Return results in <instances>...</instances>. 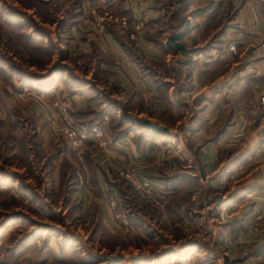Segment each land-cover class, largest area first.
Instances as JSON below:
<instances>
[{
  "label": "crops",
  "instance_id": "crops-1",
  "mask_svg": "<svg viewBox=\"0 0 264 264\" xmlns=\"http://www.w3.org/2000/svg\"><path fill=\"white\" fill-rule=\"evenodd\" d=\"M64 2L69 4L71 0ZM92 9L98 13L99 10H109L124 15L129 25L139 24L140 28L135 31L138 53L128 48V42L132 43L127 38L130 27L122 29L113 21L103 20V17L96 19L98 15L94 17ZM185 16L190 20L191 27L181 40L187 47L193 48L188 55H182L175 48L165 47L163 42L168 32H160L161 26L166 24L170 29H178ZM168 18L172 22H167ZM217 31V42L200 49ZM238 36H241V40L236 43L234 50H229L228 43ZM62 43V61L69 71L61 70L48 91H26V84L30 87L35 85L33 77L30 83L13 79V87L15 91L31 94L28 97L33 102L30 106H35L26 115L37 125L36 137L41 149L45 150L49 143L52 145L53 135L43 123L46 116L55 110L54 101L67 104L82 125L88 121L102 122L106 145L98 150L99 155H95L101 167L93 165L89 177L84 176L82 182L93 186L85 194L92 202H99V207L97 213L93 211L85 220L93 221L103 233L117 235L119 231L125 230L127 235L130 232L139 235L142 232L135 231L139 230L135 226L146 228L142 223L144 214L135 210L123 216H115L116 212L123 211L122 201L129 197L128 193L119 189V181L108 179L103 162L115 166L119 163L125 165L140 177L147 190L158 200H164L167 195L168 199L177 202V196L184 192L183 184L189 186L192 181L186 178H166L159 163L164 161L169 169L184 168L189 165L181 164L184 161L182 155L192 163L196 161L195 150L204 163L205 174L200 175V179L211 181L213 178H209L226 174L224 171L231 173L236 164L242 166V186L238 191L242 190V195L246 197L242 200V213L223 221V243L227 250L232 251L242 242V260H236L234 264H264V110L257 102L256 91L264 82V0H79V12L70 22ZM175 51L183 56L181 66L189 68L187 73L193 82V86L183 88L193 90L192 96L199 98L195 106L199 109L201 107L204 121L199 125L192 118L191 124L184 129L193 131L189 139L190 146L177 150L170 143H176L180 135H176L170 127L181 118H177L161 134L145 130L143 125L137 129L121 131L129 123L124 120L125 116L135 113L150 119L156 118L158 109L165 105L167 97L173 101L169 86L164 84L166 74H162L160 79L156 72L166 67L169 57ZM152 66H156V70ZM236 86L234 94L233 88ZM58 92L61 94L55 100L39 103L47 93L53 98ZM238 94L242 97V104L237 101L242 109L232 112L225 127H219L220 133L204 134L202 130L205 126L219 124L222 113L235 101L231 96L239 98ZM14 100L12 103V97L4 98L2 107L11 111L15 107L20 109L16 103L20 99L15 96ZM174 103L178 102L175 100ZM114 110H119V113L114 114ZM117 120L122 123L115 127ZM219 155L222 156L218 159ZM54 168L51 169L53 174ZM79 184L81 180L78 179L76 187L81 192ZM167 207L170 209V206ZM156 209L159 213L158 221L166 225L170 213L165 215L160 207ZM172 210L174 214L178 213L177 208ZM148 233L151 234L150 231ZM180 238L175 237L182 241L183 237ZM115 244L119 243L116 241ZM161 244V250L169 249L166 240ZM125 245L128 247L129 242H125ZM132 256L135 260L133 264L138 260L141 263L137 264H172L174 257L165 255L159 260L155 256L141 260L139 255ZM185 264H191V261Z\"/></svg>",
  "mask_w": 264,
  "mask_h": 264
},
{
  "label": "rangeland",
  "instance_id": "rangeland-1",
  "mask_svg": "<svg viewBox=\"0 0 264 264\" xmlns=\"http://www.w3.org/2000/svg\"><path fill=\"white\" fill-rule=\"evenodd\" d=\"M43 1L52 4L50 8L53 9L56 16L54 23L42 21L32 8L22 6L17 0H0V65L3 67L0 68V264L104 263L101 258H98L99 261L94 263H87V259L84 261L79 258L88 253L113 256L120 253V258L109 264H133L135 260L132 255H139L137 257H141V260L160 255H174L172 264H185L186 261H191V264H210L213 258H219L221 264H234L236 260H242V242L236 245L232 251L227 250L223 243L225 228L223 221L242 213V200L246 197L242 195V190L238 191L242 186V166L236 164L231 173L224 171L226 174H220L216 178L211 177L209 178H213L211 181L207 178L200 179V175L205 174L204 163L195 150L197 157L194 155L196 161L192 163L186 161L182 155L184 161L181 164L189 165L184 168L172 167L169 169L164 161L159 163L166 178H183L184 180L186 178L187 181H192L189 182V186L183 184L184 192L177 196V202L168 199L167 195L164 200L162 198V200H158L146 187V190L134 188L124 174L136 175V173L121 163L115 166L110 162L107 164L103 162L108 179L119 181L121 185L119 189L128 193L129 198L122 201L123 211L120 213L125 215L126 212L129 214L136 210L138 213L144 214L142 223L146 228L141 229L140 225L135 226L139 229L135 231L142 232L139 235L132 232L127 235L125 230L119 231L117 235L110 234V232L103 233L97 229L93 221L85 220V217L93 211L98 212L99 202L95 203L91 198L88 199V195L86 196L85 193L87 190L93 189V186L90 183L88 185V183L82 182L93 165L96 168L101 167L95 155L100 154L98 150L102 147H98L95 141L90 138L92 141L85 139L79 149L71 150L65 138L53 135L51 144L55 147L52 145L51 147L49 143L48 146L45 145V150L41 149L36 137L35 127L37 125L26 115L30 109L34 110L35 106H30L33 103L28 98L31 94L30 92L23 94L19 90L15 91L13 87L15 85L13 79L16 81L18 76L16 75L17 70L27 71V77L32 78L36 74L46 72L45 70L52 64L57 63V69H65V63L62 61V55H64L62 40L66 31L59 30L57 21L62 20L64 23H68L71 10L69 4L64 0ZM8 6L19 12L18 15L28 17H24L26 26L3 22L9 18L7 16ZM91 12L94 17L98 15L95 17L96 19L103 17V20L113 21L119 28L130 27L127 38L132 40V43L128 42V48L132 49L134 53H138L135 31L140 28L139 24L129 25V21L124 15L112 13L109 10L102 12L99 10L98 13L92 9ZM104 12L107 14L105 15ZM102 13L103 15H101ZM167 22H172V20L168 18ZM161 28L160 32L166 30L168 34L171 33L170 31H175L168 28L167 24ZM23 33L30 34L29 36L34 38L25 39L23 42L21 38ZM218 36L219 31L213 33L210 39L202 47L200 46V49L206 48L210 43L217 42ZM38 38L39 45H43L44 49L49 52L38 51L33 46L38 43ZM179 54L178 51L171 54L166 67L156 72L160 79L163 77L162 74H166L164 84L169 86L173 101L167 97L165 105L158 109L157 117L152 119L149 117L153 123L165 125L166 130L170 124L175 123L177 118L178 120L181 118L177 124L170 127L176 135H180L175 140L180 147L176 143H170L174 150L184 149L186 145L190 146L191 140L189 139H191L193 131L184 129L188 124H191L193 117L195 124L200 125L204 122L201 107L199 109L195 106L199 98L192 96L193 90L183 88L189 87V85L193 86V82L188 75L189 68L181 66L180 60L183 56ZM31 63H40L43 64V67L36 69V66ZM152 67L156 70V66ZM179 68L182 69L178 70ZM237 87L233 88L234 94H236ZM25 89L26 91L31 89L37 91L35 86L30 87L27 84ZM59 94L61 92L56 93L52 98L47 93V96H43L45 98H42L39 103L53 101L59 97ZM15 96L20 99L19 102H16L20 109L15 107L12 111L5 110V107H2L3 99L12 97V103H14ZM231 97L235 101L231 103V106H228L224 114L222 113L219 124L205 126L202 130L204 134L216 135V133H220L221 128L225 127L233 115L232 112L242 109V106H238L242 97ZM175 100L178 103H174ZM148 111L152 112L151 109ZM117 112L119 113V110L114 114ZM131 115L137 117L138 114L131 113L124 117V120L129 121L128 126L131 129L141 127V124L137 125L130 121ZM138 117L147 116L138 115ZM76 122L79 123L77 120ZM43 125L47 127L45 121ZM220 126L221 128H219ZM157 133L164 132L156 131L155 134ZM56 151L58 153H55ZM227 154L229 153L227 152ZM227 154L226 156H228ZM221 156L219 155L218 159ZM52 167H55L54 174L51 173ZM137 177L140 179L139 176ZM78 179L81 180V184H79L81 192H78L76 187ZM187 189L188 192H186ZM214 194L219 195L218 200L210 199ZM222 198L224 201L220 202ZM165 206H170V209ZM156 207H160L161 212L165 215L170 213L169 221L172 224L168 220L166 225L159 222V213ZM175 208L178 210L177 214L173 213L172 209ZM81 216H83V220H81ZM175 237H183V240L175 239ZM163 240H166L169 245L167 251L160 248ZM116 241L119 243L118 245L115 244ZM125 242H129L128 247ZM135 245L136 247H133ZM139 262L141 263L138 260L134 264Z\"/></svg>",
  "mask_w": 264,
  "mask_h": 264
},
{
  "label": "built area",
  "instance_id": "built-area-1",
  "mask_svg": "<svg viewBox=\"0 0 264 264\" xmlns=\"http://www.w3.org/2000/svg\"><path fill=\"white\" fill-rule=\"evenodd\" d=\"M106 15L107 13L104 12ZM110 19V18H109ZM114 20H116L114 18ZM241 36H238L233 41L228 43V49L234 50L236 43L241 40ZM257 102L261 108L264 110V82L258 88L257 91ZM55 110L46 116L45 123L46 126L51 131L54 136H61L66 139L68 147L71 150L79 149L86 138H92L98 147H105L106 139L104 136V129L101 121H95L92 123L89 129L84 125L79 124L73 117L70 109L67 105L54 101ZM124 176L136 189H145V184L136 176L129 173H125ZM115 216H123L122 213L116 212ZM210 264H221L219 258H213Z\"/></svg>",
  "mask_w": 264,
  "mask_h": 264
},
{
  "label": "trees",
  "instance_id": "trees-1",
  "mask_svg": "<svg viewBox=\"0 0 264 264\" xmlns=\"http://www.w3.org/2000/svg\"><path fill=\"white\" fill-rule=\"evenodd\" d=\"M19 2V4H21L22 6L26 7V8H32L34 10V12H36L38 15V17L40 16L42 21H46V22H50V23H54V21H56V16L55 13L53 12V9L50 8V6L52 4H48L43 0H17ZM69 8L71 10V13L69 15L70 17V21H68V23H64L62 20L57 21L58 22V27L59 30L61 31H67V28L70 24V22L74 19V17L77 16L78 12H79V0H71V3H69ZM10 10H14L13 7L8 6V10L9 13L7 16H9V18L7 19V21H3L9 24H14V25H23L26 26V21L24 20L25 18H28L27 16H20L18 15L19 12H16L15 10L13 12H11ZM59 10V9H58ZM43 16V17H41ZM25 17V18H24ZM27 33H23V35H21V38L24 42L25 39H33L34 37H31L29 35H26ZM34 47H36V49H38V51H48L46 49H44L43 45H39V38H38V43L33 44ZM49 52V51H48ZM34 64L36 66V69H42L43 64H37V63H31V65ZM57 63L56 64H52L49 68H47L43 74H36L35 76H33V78L35 79V88L37 89V91H48L50 89V87L56 82V78L58 73L62 70L57 69ZM0 68H3L0 65ZM16 75H18L16 78L21 82H29L30 78L27 77V71L24 70H17ZM25 75V76H22ZM60 77V76H59ZM75 118V117H74ZM76 119V118H75ZM122 122L121 120H117V122L115 123V127L120 125ZM92 125L91 121H88L87 123H85V127L87 129L90 128V126ZM114 125V124H113ZM130 126H125L123 128H121V131H127L128 129H130ZM141 135V134H140ZM90 139V138H86ZM56 153V152H55ZM52 159V158H51ZM175 179V178H173ZM81 256V255H80ZM162 256H158L157 259L159 260ZM81 260H86L87 263H94L99 261L98 258H100L99 255L95 254V253H88L87 255H83L81 257H79Z\"/></svg>",
  "mask_w": 264,
  "mask_h": 264
},
{
  "label": "water",
  "instance_id": "water-1",
  "mask_svg": "<svg viewBox=\"0 0 264 264\" xmlns=\"http://www.w3.org/2000/svg\"><path fill=\"white\" fill-rule=\"evenodd\" d=\"M190 20L185 16L183 17V24L182 27L176 29L175 31L169 33L163 42L164 46L167 48H175L177 49L182 55H188L190 52L193 51L192 47H187L184 42H182L181 38L186 35L190 30ZM66 71H69L68 66L64 65ZM130 121L133 123L141 124L144 128L151 130L152 132L156 131H163L166 132V126L162 124L153 123L147 117H134L130 116ZM219 195L214 194L210 197L211 200H218ZM101 260H103V264L112 263L114 260L120 258V253H117L115 256L109 254H99Z\"/></svg>",
  "mask_w": 264,
  "mask_h": 264
}]
</instances>
